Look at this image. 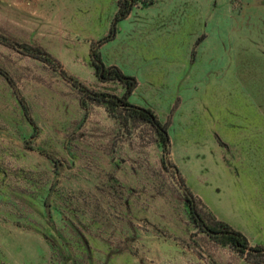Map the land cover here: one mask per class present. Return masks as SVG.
Segmentation results:
<instances>
[{"label":"rangeland","instance_id":"rangeland-1","mask_svg":"<svg viewBox=\"0 0 264 264\" xmlns=\"http://www.w3.org/2000/svg\"><path fill=\"white\" fill-rule=\"evenodd\" d=\"M146 1L0 0V264H256L190 202L264 248V0Z\"/></svg>","mask_w":264,"mask_h":264},{"label":"trees","instance_id":"trees-1","mask_svg":"<svg viewBox=\"0 0 264 264\" xmlns=\"http://www.w3.org/2000/svg\"><path fill=\"white\" fill-rule=\"evenodd\" d=\"M140 0H117V11L115 14L114 23L116 21L122 20L126 18L131 10L133 9L134 5L139 3ZM153 3V0H148L144 2V5H150ZM113 23V24H114ZM114 28L110 29V33L106 35L104 38L105 40H108L111 38ZM105 40L100 41V43H103ZM25 53L31 55L32 57L44 59L47 60L50 55L47 52H44L43 50L39 48H35L32 46H21ZM91 56H92V65L94 67L95 74L101 79V80H118L120 83H122L126 89L123 98L117 99V102H121V105L124 107H128L126 109H131L134 112L138 113L142 118L146 119L148 122H150L157 130H161L163 137L162 140L164 142H168V138L166 135L165 128L160 125L158 122L155 114L152 112L151 109L148 108H140L138 106L130 104L125 98L132 92V90L136 86V80L133 76L126 75L123 73L118 67L116 66H105L102 61L100 60L99 54L95 52L94 48L91 49ZM68 79L78 87H82L80 82H78L76 79L68 76ZM105 93H94L93 96H90L95 101H104L106 99ZM119 104V103H118ZM120 105V104H119ZM190 204V211L192 214V217L194 221L198 224V226L201 228V230L211 237H222L226 242H228L234 249H236L239 253L245 254L246 258L253 263L256 264H264V261L259 258L261 254L264 255V248L261 246H251L249 245L246 237L239 231L233 229L229 225L217 221L213 226H209L207 224H204L198 216V213L195 211L194 206Z\"/></svg>","mask_w":264,"mask_h":264}]
</instances>
